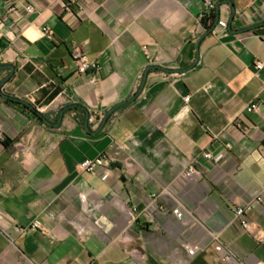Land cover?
I'll return each mask as SVG.
<instances>
[{
	"label": "crops",
	"instance_id": "obj_1",
	"mask_svg": "<svg viewBox=\"0 0 264 264\" xmlns=\"http://www.w3.org/2000/svg\"><path fill=\"white\" fill-rule=\"evenodd\" d=\"M214 1L207 33L206 0H0V65H16L0 88V264L264 262V0ZM191 164L201 176L184 175ZM248 203L252 231L233 211Z\"/></svg>",
	"mask_w": 264,
	"mask_h": 264
},
{
	"label": "built area",
	"instance_id": "obj_2",
	"mask_svg": "<svg viewBox=\"0 0 264 264\" xmlns=\"http://www.w3.org/2000/svg\"><path fill=\"white\" fill-rule=\"evenodd\" d=\"M207 4V9L205 12L201 13L199 15L200 20L203 18L204 14L207 13L209 10L213 9L216 5V2L214 0H206ZM26 12L31 13L34 10V7L31 4H28L25 7ZM1 32H0V39H1ZM72 58L75 62V67L76 71L79 74H84L89 76V79L91 82L95 83L99 80V73H100V65L96 60H90L87 55L83 52L81 47L79 45H73L72 48ZM255 67L257 70H260L264 67V64L260 61H256ZM191 96L187 95L183 98L185 105H187L190 101ZM258 109L257 103H252L247 107L248 112H253ZM103 114L101 116V119L104 118ZM201 157L207 159V160H214L218 162L220 160L219 156L214 155L213 152L210 151H204L201 155ZM107 164V156L104 154H101L95 159H86L82 161L79 164V168L83 171L87 172H94L97 168L104 166ZM201 171L196 168L194 164H191L190 166L187 167V169L184 172V175L187 178H192L193 176H201ZM258 201H262V197L257 198ZM252 203H248L247 206L244 207H234V215H235V220L239 222V224L242 226L244 230L247 231H252L253 230V225L252 223L247 219L246 217V211L250 209ZM172 213L174 216L178 219H181L183 217V208L181 206H177L173 208ZM41 228V224L39 222H34L33 224L26 226V227H21L19 230L22 233H25L29 230H35ZM188 253L189 254H194L195 252V247H187ZM256 264H264V262L259 261Z\"/></svg>",
	"mask_w": 264,
	"mask_h": 264
},
{
	"label": "trees",
	"instance_id": "obj_3",
	"mask_svg": "<svg viewBox=\"0 0 264 264\" xmlns=\"http://www.w3.org/2000/svg\"><path fill=\"white\" fill-rule=\"evenodd\" d=\"M219 2L222 3V1H219ZM216 5L213 9L205 13L203 18L200 20L206 32H210L214 28V25L216 22ZM7 101L14 105H21L23 108L30 110L31 113L35 117H37L39 120L43 121L44 123L51 124V121L44 114L37 111L30 103L26 102L25 100L15 98L12 96H8ZM109 112L110 111H107L106 114L104 115V118L102 119V122L100 123V126L109 118L111 114ZM61 113H75V116L79 120H81L82 122L86 121L88 126H90L88 123L89 121L88 117L91 115V112L83 104H69L62 108Z\"/></svg>",
	"mask_w": 264,
	"mask_h": 264
},
{
	"label": "water",
	"instance_id": "obj_4",
	"mask_svg": "<svg viewBox=\"0 0 264 264\" xmlns=\"http://www.w3.org/2000/svg\"><path fill=\"white\" fill-rule=\"evenodd\" d=\"M220 2L217 3L216 5V22L214 27L219 23L220 21V16H221V8H220ZM233 20V17L230 19V25H229V29L230 31H232L231 29V22ZM213 30V29H212ZM243 31V30H238V32ZM208 33V32H207ZM1 69H10V73L9 75L0 82V88L2 87V85L14 74L15 70H16V65L15 64H2L0 65V70ZM125 101L120 102L119 104H117L115 107H113L109 113L114 112L118 107H120L122 104H124Z\"/></svg>",
	"mask_w": 264,
	"mask_h": 264
}]
</instances>
